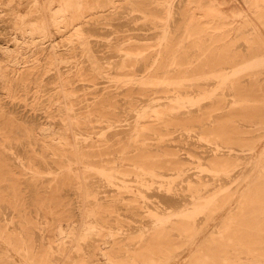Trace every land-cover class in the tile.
I'll list each match as a JSON object with an SVG mask.
<instances>
[{
	"label": "rangeland",
	"instance_id": "374dc122",
	"mask_svg": "<svg viewBox=\"0 0 264 264\" xmlns=\"http://www.w3.org/2000/svg\"><path fill=\"white\" fill-rule=\"evenodd\" d=\"M0 69V264H264V0H0Z\"/></svg>",
	"mask_w": 264,
	"mask_h": 264
},
{
	"label": "bare ground",
	"instance_id": "6f19581e",
	"mask_svg": "<svg viewBox=\"0 0 264 264\" xmlns=\"http://www.w3.org/2000/svg\"><path fill=\"white\" fill-rule=\"evenodd\" d=\"M259 2V1H258ZM44 3V2H43ZM44 7V6H43ZM45 11V10H44ZM101 11V10H100ZM74 21V20H73ZM48 22V21H47ZM46 23V22H45ZM28 32V31H27ZM66 35V34H65ZM20 37V36H19ZM19 41V40H18ZM17 45V44H16ZM23 45V44H22ZM18 47V46H17ZM5 48V47H4ZM56 51V50H55ZM32 54V53H31ZM15 56V55H14ZM17 61V60H16ZM14 62H15V60H14ZM1 70V69H0ZM6 73V72H5ZM3 76V75H2ZM4 78V77H3ZM9 85V84H8ZM177 108V107H176ZM150 113H151V111H150ZM183 113V112H182ZM138 123V122H137ZM41 132V131H40ZM131 135V134H130ZM256 139V138H255ZM153 150V149H152ZM262 176V175H261ZM172 199V198H171ZM78 205V204H77ZM62 224V223H61ZM67 224V223H66ZM76 224H78V223H76ZM87 225V224H86ZM58 227V226H57ZM87 228H88V226H87ZM80 230V229H79ZM88 233V232H87ZM59 234V233H58ZM60 234H61V232H60ZM60 234H59V236H60ZM64 233L62 232V235H63ZM87 236V235H86ZM64 237H65V235H64ZM81 237V236H80ZM59 238V237H58ZM57 239V238H56ZM66 243V242H65ZM89 246V245H88ZM96 247H97V245H96ZM76 248V247H75ZM85 249V248H84ZM81 251V250H80ZM85 255V254H84ZM94 255V254H93ZM86 256V255H85ZM96 257V256H95Z\"/></svg>",
	"mask_w": 264,
	"mask_h": 264
}]
</instances>
